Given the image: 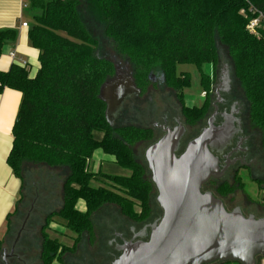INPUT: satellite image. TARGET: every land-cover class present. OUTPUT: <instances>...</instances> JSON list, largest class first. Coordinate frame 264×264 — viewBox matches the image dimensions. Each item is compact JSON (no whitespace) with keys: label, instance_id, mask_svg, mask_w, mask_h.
Wrapping results in <instances>:
<instances>
[{"label":"trees","instance_id":"trees-1","mask_svg":"<svg viewBox=\"0 0 264 264\" xmlns=\"http://www.w3.org/2000/svg\"><path fill=\"white\" fill-rule=\"evenodd\" d=\"M81 1L31 0L30 9L39 12L33 17L29 41L40 52V68L33 78L27 67L17 64L8 72L0 71V94L6 88L22 94L8 157L22 186L16 210L8 218V234L27 190L26 166H40L48 177H52L51 170L66 171L62 183L56 182L60 186L52 187L60 190L59 208L50 211L41 229L46 264L70 249L46 232L54 219L78 238L88 235L95 239L92 219L103 206H117L136 223H145L152 213L155 187L146 164L136 159L133 148L150 141L153 132L133 125L112 127L107 121V106L100 93L104 83L115 75V67L98 57L97 40L80 13ZM87 1L113 47L132 64L138 86L144 90L150 73L160 69L167 87L177 92L182 115L190 126L204 121L211 104L206 99L200 107L185 105L182 91L192 85V80L190 74L179 75L177 67L196 66L201 86L208 93L212 81L203 67L217 65L219 47H224L235 85L245 101L249 133L258 135L264 149V30L253 34L247 29L254 16L250 8L264 14V0ZM17 36L14 29L0 30V56ZM98 150L111 156L128 175L90 170ZM99 178L105 184L96 187L94 182ZM255 182L263 185L260 190L264 200V180ZM238 183L219 182L211 192L226 199L244 187L240 180ZM42 187L36 184L37 201ZM81 202L84 211L78 208ZM4 243L0 239V251Z\"/></svg>","mask_w":264,"mask_h":264},{"label":"rangeland","instance_id":"rangeland-1","mask_svg":"<svg viewBox=\"0 0 264 264\" xmlns=\"http://www.w3.org/2000/svg\"><path fill=\"white\" fill-rule=\"evenodd\" d=\"M29 5H30V1ZM80 6V13L84 20L85 25L90 30L94 38L97 40V55L99 58L105 59L113 63L115 69L118 68L124 72L127 76H130L133 67L130 61L119 53L111 44L110 40L106 37L104 33V26L93 13L92 7L89 5L87 0H82ZM39 11L29 10L32 17ZM220 61L217 65H205L203 70L206 74L211 76L212 85L209 88L208 93H206L201 86V77L199 70L196 66L190 64H183L177 67V73L179 75L183 73L190 74L192 85L183 89L184 103L189 108L200 107L204 101L205 96L209 103L215 100V90L222 84L221 78L224 73L227 72L229 77L230 86L232 88L233 94H235L237 101L243 109V115L246 122V105L242 98V95L235 85V80L230 68V59L227 54V50L220 46ZM154 78H158L161 75V70L158 68L154 69ZM115 75L110 79L112 80ZM143 91V95L138 98L137 96L130 97L128 103L124 107V112L113 122V127H120L125 125H134L141 128L151 127L153 122L161 124V113H169L172 118H180L181 122H185V119L180 115V110L182 109L181 104L177 98L176 93L170 89H161L154 86L153 89H148L150 83L147 85ZM149 98H152L150 101ZM158 110L157 115L152 116L151 110ZM156 117V118H155ZM171 125L174 126L173 119L171 120ZM247 124V122H246ZM248 130V124L246 125ZM196 129V128H194ZM191 128H188V132L192 133ZM194 132V131H193ZM196 132V131H195ZM256 133V132H254ZM161 132H156V136L160 137ZM150 146L149 142L138 143L134 146V155L136 159L146 164L145 154ZM251 149L254 154L251 159H255L256 165H252L253 175H250L246 170H240L236 177L232 180H222L221 182H228L229 184H237L238 180L244 184L242 189H239L235 194L229 196L226 199H222L228 210L232 211L235 208H240L242 213L248 217L253 215L256 218L264 217V200L263 193L260 187L263 185L255 182L256 179L264 180V149L261 145L258 135L253 136L251 144ZM258 166L261 168L258 170ZM26 170L29 171V177H26L27 190L23 194V200L18 206V212L11 219V234L15 237L18 231L21 229L25 218L30 215V219L26 223L25 236L31 239V243L27 246L28 249L32 247L38 250L41 244V229L45 224V218L52 210H57L59 208V200L61 194L60 190L53 189L54 186H60L62 180L66 177V171L54 169L51 170V176L48 177L46 173H42L40 166H26ZM90 170L102 174L110 175H128V172L124 171L114 163V159L108 155H105L102 151L98 150L95 152L91 163ZM149 174V179H151V174ZM232 174V173H231ZM101 177V176H99ZM56 180V181H55ZM98 180V179H97ZM58 182L59 185L57 184ZM36 184H41L43 187L40 190V199L37 201V194L39 190L36 188ZM105 183L99 178L98 181L94 182V186H103ZM35 185V186H33ZM53 189V190H52ZM58 194V195H57ZM157 191L153 190V197L151 200L152 213L151 217L145 223H136L131 219L127 218L117 206L106 205L103 206L92 219L94 229H95V239H91L90 236L85 235L78 238L76 235L70 233L66 228H64L60 221L54 219V221L46 229L48 235L54 239L58 240L61 244L70 248L68 251L72 252L75 258H78L79 263H82L81 254L83 257H89L90 261L94 259L97 252L113 254L114 247L116 244H120V238L116 236L125 235L126 239L132 238V234L129 232L130 228L134 227L137 231L141 230L145 224H152L156 219L162 217L160 207L157 203ZM37 203L35 204V202ZM34 206V208H33ZM78 208L84 210V205L79 203ZM112 241L113 246H109L108 243ZM5 246V245H4ZM62 255V256H63ZM112 256V255H111ZM264 263V259L262 260Z\"/></svg>","mask_w":264,"mask_h":264},{"label":"water","instance_id":"water-1","mask_svg":"<svg viewBox=\"0 0 264 264\" xmlns=\"http://www.w3.org/2000/svg\"><path fill=\"white\" fill-rule=\"evenodd\" d=\"M136 92L131 78L122 85L104 83L100 97L110 125L112 113ZM209 125L180 157L175 152L183 128L169 131L146 151L163 217L152 227L149 241L125 243L113 264H259L264 259V217H246L240 208L228 211L223 200L203 191L211 178L223 175L209 150L215 131L211 121Z\"/></svg>","mask_w":264,"mask_h":264},{"label":"flooded vegetation","instance_id":"flooded-vegetation-1","mask_svg":"<svg viewBox=\"0 0 264 264\" xmlns=\"http://www.w3.org/2000/svg\"><path fill=\"white\" fill-rule=\"evenodd\" d=\"M154 72L155 70H153L148 76L150 83V87L148 89L151 90L156 85L161 89H170L165 84L163 73L161 72V75L155 79L153 76ZM128 78L133 80V85L137 92L127 97L121 107L115 113H112V127L113 122L117 120V118L124 112V107L128 103L130 97L137 96L140 98V96L143 95L142 89L138 86L136 80L134 79L133 71L130 76H127L120 69L116 68L115 77L112 80H109V82L118 81L122 85ZM221 81L222 84L215 90V100L210 103L211 108L204 121L199 122L194 126H190L186 122H181L180 118H172L169 113L163 114L160 112V115H162L161 124L153 122L151 127H146L147 129H151L153 132L152 139L150 141H146L150 143L148 149L168 135L169 131L175 132L176 129L183 128L178 150L175 152L176 156L180 157L182 154H184L188 145L201 136V134L210 127V121L212 122L215 131L213 135V146H209V150L216 158H218L220 171L223 172V175L218 179L211 178L209 182L203 186L204 192H211V189H213L217 183L224 179H234L240 170H246L250 175H253L252 165H256L257 163L255 162V159H251L254 154L250 147L253 134H250L249 130H247L243 109L236 98H234L230 83L228 84L224 74L222 75ZM149 99L152 101V98ZM206 99L207 96H205L204 101ZM157 113L158 110L156 111L153 109L151 110L150 114H152V116L155 114L156 116ZM180 115H182V109L180 110ZM172 119L175 124L174 126H172L170 123ZM188 128L193 129L191 134L188 132ZM156 132H161L162 135L157 137ZM145 161L148 172L151 174L146 158ZM260 169L261 168L258 166V170ZM225 208L227 209L226 205ZM160 211L163 217V211L161 208ZM30 215L31 214H28V216L25 218L21 229L18 231L15 237H13L11 233H7L9 229L7 224L5 236L1 238V240H4L5 246L3 245V248L0 251V264H46L43 258L42 240L38 250L36 248L33 250L32 247L30 249L27 248V246L32 242L28 236H25L26 223L30 219ZM162 217L156 219L152 224H145V226L139 231H137V229L134 227L130 228L129 232L132 234V238L130 239H126L125 235L116 234V236L120 238V244L115 245L114 253L111 254L112 256L108 253L97 252L94 259L90 261L89 257H83L81 254L80 260L82 263H79L77 262L78 258H75L72 252H67L65 254L66 256H64L62 253L63 256L61 255L55 257L52 264H113L123 254L121 247H123L125 243L149 241L153 229L152 227L155 224H159ZM108 245L113 246V242L110 241Z\"/></svg>","mask_w":264,"mask_h":264},{"label":"crops","instance_id":"crops-1","mask_svg":"<svg viewBox=\"0 0 264 264\" xmlns=\"http://www.w3.org/2000/svg\"><path fill=\"white\" fill-rule=\"evenodd\" d=\"M29 10L28 0H0V30L14 29L18 33L16 41L3 48L0 71L8 72L13 64L21 65L23 60L27 62L30 77L33 78L40 68V52L29 41V31L33 24ZM23 22H28L29 27L23 28ZM12 51L16 53L14 60L9 56ZM21 101L22 94L19 91L6 88L0 94V239L5 236L9 216L16 210L22 186L21 180L8 164L13 145L12 130ZM81 204L84 205L82 202ZM259 264L264 263L260 261Z\"/></svg>","mask_w":264,"mask_h":264},{"label":"built area","instance_id":"built-area-1","mask_svg":"<svg viewBox=\"0 0 264 264\" xmlns=\"http://www.w3.org/2000/svg\"><path fill=\"white\" fill-rule=\"evenodd\" d=\"M244 13V11H243ZM250 13L253 16V18L249 21L248 25H247V29L249 32L255 34L258 33L260 30H264V14L256 9H254L253 7L250 8ZM22 27L23 28H28L29 27V23L28 22H23L22 23ZM11 60H14L16 57V53L15 51L10 52L9 54ZM21 66L23 67H27L28 64L26 61L21 60L20 62Z\"/></svg>","mask_w":264,"mask_h":264}]
</instances>
